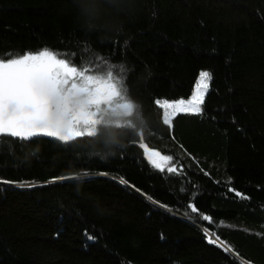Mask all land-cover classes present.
Segmentation results:
<instances>
[{
    "label": "trees",
    "instance_id": "1",
    "mask_svg": "<svg viewBox=\"0 0 264 264\" xmlns=\"http://www.w3.org/2000/svg\"><path fill=\"white\" fill-rule=\"evenodd\" d=\"M80 7L0 0V58L47 47L123 66L137 115L70 145L0 139V181L16 182H0V264H264V0H137L107 39ZM202 70L203 113L165 125L154 100L187 99ZM140 143L173 160L153 168Z\"/></svg>",
    "mask_w": 264,
    "mask_h": 264
},
{
    "label": "snow or ice",
    "instance_id": "2",
    "mask_svg": "<svg viewBox=\"0 0 264 264\" xmlns=\"http://www.w3.org/2000/svg\"><path fill=\"white\" fill-rule=\"evenodd\" d=\"M212 73L202 70L187 99L156 98L154 103L163 111V123L171 126L172 118L179 113L201 115L203 104L209 92ZM123 66L109 61L95 59L77 65L60 53L47 47L39 51H25L19 55L9 54L0 58V139L11 138L15 141H30L36 137L52 138L63 145L85 137L98 135L102 110L113 101H121L128 117L137 115V104L130 99L126 86ZM147 163L153 168L164 171L166 162L173 160L170 155H161L155 149L140 143ZM176 164L167 167L168 173H177ZM75 179L68 176L51 177L46 184ZM13 184L14 181H0ZM121 183H127L123 179ZM21 187H32L21 184ZM139 191V189H137ZM236 197L246 198L233 188ZM192 212H199L196 205L189 204ZM205 221L212 217L204 215ZM207 242L217 245L219 236L213 238L205 233ZM92 239V237H89ZM223 247V245H220ZM225 252H233L224 247ZM235 255L239 258L238 252ZM243 264H253L251 260Z\"/></svg>",
    "mask_w": 264,
    "mask_h": 264
},
{
    "label": "clouds",
    "instance_id": "3",
    "mask_svg": "<svg viewBox=\"0 0 264 264\" xmlns=\"http://www.w3.org/2000/svg\"><path fill=\"white\" fill-rule=\"evenodd\" d=\"M77 3L81 5V25L107 39L122 30L121 13L134 10L137 0H77Z\"/></svg>",
    "mask_w": 264,
    "mask_h": 264
},
{
    "label": "rangeland",
    "instance_id": "4",
    "mask_svg": "<svg viewBox=\"0 0 264 264\" xmlns=\"http://www.w3.org/2000/svg\"><path fill=\"white\" fill-rule=\"evenodd\" d=\"M121 105H122V102L117 100L105 106V108L102 110V113H101L100 123L102 122L104 124H109L111 120L115 118L117 119L122 116L123 117L127 116ZM162 119H163V115H162Z\"/></svg>",
    "mask_w": 264,
    "mask_h": 264
},
{
    "label": "water",
    "instance_id": "5",
    "mask_svg": "<svg viewBox=\"0 0 264 264\" xmlns=\"http://www.w3.org/2000/svg\"><path fill=\"white\" fill-rule=\"evenodd\" d=\"M41 137H43V136H41ZM36 138H40V137H36ZM36 138H33V139H36ZM33 139H32V140H33Z\"/></svg>",
    "mask_w": 264,
    "mask_h": 264
}]
</instances>
